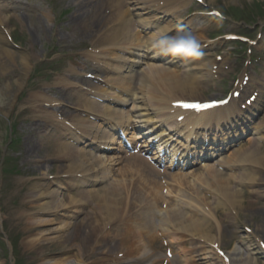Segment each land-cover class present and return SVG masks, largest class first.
Wrapping results in <instances>:
<instances>
[{"label":"bare ground","instance_id":"6f19581e","mask_svg":"<svg viewBox=\"0 0 264 264\" xmlns=\"http://www.w3.org/2000/svg\"><path fill=\"white\" fill-rule=\"evenodd\" d=\"M129 16L131 17V15H129ZM157 24H159L160 27L162 25L160 22L157 23ZM5 45H6V43H5V41L2 38L1 33H0V49H2L3 46H5ZM153 77H156V79L158 80V82L162 79V76L159 73H152L150 75V78H153ZM161 86L166 89L167 94L170 95V96H172L176 92V89H180L181 88L180 85L171 86L168 83H164ZM161 86H156V91L158 93L160 92L159 88ZM200 86H202V85H200ZM200 90L202 91L203 88H201ZM180 92L184 93L186 96H187V94H191V95H194V96H195V94H197V92L195 90H192V91H189V92L182 90ZM158 93H156L154 95V97L156 98V100H160V98L157 97V94ZM140 99L142 100V102H141V109L142 110L147 109L146 108V103H147L146 97L143 95V97H141ZM185 101H187V100H185ZM233 106H235V105H233ZM151 111H152L151 109L145 110L146 113L151 112ZM234 112L237 115L240 113L237 110V108L234 110ZM237 118H238V116H237ZM236 161H237L238 164H243V165H250V164H252L254 166H260V167L264 168V160H263V158L262 157H258L257 155H255L251 151L250 152H246V153H244V154H242L240 156H237L236 157ZM221 192L223 194V197L227 200V203L228 204H231V203L234 204L235 195L231 191V189L226 188V187L223 186L221 188ZM261 229H262V231L264 233V229L263 228H261ZM181 230L184 231L187 234L194 235L195 237H200V238H210L211 237V232H212L211 227H208V225H204V224H201L200 222L198 223L196 221L194 223L189 224V225L181 224ZM245 264H253V263L250 262V261H247Z\"/></svg>","mask_w":264,"mask_h":264},{"label":"clouds","instance_id":"9594fccd","mask_svg":"<svg viewBox=\"0 0 264 264\" xmlns=\"http://www.w3.org/2000/svg\"><path fill=\"white\" fill-rule=\"evenodd\" d=\"M150 47L155 55L172 59L186 60L199 58L202 55L198 37L190 31H177L169 34L161 31L151 38Z\"/></svg>","mask_w":264,"mask_h":264},{"label":"rangeland","instance_id":"374dc122","mask_svg":"<svg viewBox=\"0 0 264 264\" xmlns=\"http://www.w3.org/2000/svg\"><path fill=\"white\" fill-rule=\"evenodd\" d=\"M236 19H238V18H236ZM230 29H234L236 31L242 30V28H240V27H237V28H231L230 27ZM251 32H254V31H251ZM218 87L220 88V90H218V91H221L222 86L221 85H218ZM242 218L245 221L248 220L249 222L246 221L247 223L253 224L255 226L256 230H258V229L260 230V228H263L264 229V216H262V214H260V213H258L256 211L251 210V211L244 212L243 215H242ZM228 222H230V221H228ZM32 250H33L32 247H26V246H23V245H19V252H20V255L19 256H21V257L22 256H25V254L27 255ZM0 252L5 254L4 247L1 244H0ZM40 256H42V254H41V252L38 251V254L35 255L34 257H32L31 260L34 259V258H36V257H40ZM0 264H14V261L11 260V259H9L8 261L5 260V261L1 262ZM25 264H30V262L26 261Z\"/></svg>","mask_w":264,"mask_h":264},{"label":"snow or ice","instance_id":"6c2138e0","mask_svg":"<svg viewBox=\"0 0 264 264\" xmlns=\"http://www.w3.org/2000/svg\"><path fill=\"white\" fill-rule=\"evenodd\" d=\"M183 106L184 107H196V108H199V107H208V105H188V104H185Z\"/></svg>","mask_w":264,"mask_h":264}]
</instances>
